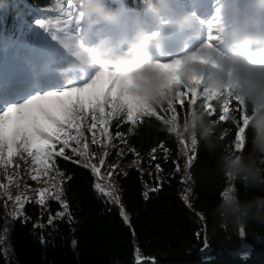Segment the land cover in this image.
Listing matches in <instances>:
<instances>
[{
    "label": "trees",
    "instance_id": "trees-1",
    "mask_svg": "<svg viewBox=\"0 0 264 264\" xmlns=\"http://www.w3.org/2000/svg\"><path fill=\"white\" fill-rule=\"evenodd\" d=\"M184 1L188 5L192 0ZM56 4L57 0H5L7 8L3 11L0 27V49L13 47L17 42L31 41L21 35L17 5L24 13L23 21L34 26L36 18L61 19L54 11ZM197 103H202V100ZM212 103L217 111L210 118L218 122V133L224 140L225 150L235 151L238 126L231 117L239 119L242 126L240 106L233 101L230 118L219 121L221 105L215 101ZM190 106L187 101L182 106L177 103V115L182 117ZM158 111L165 118L171 116L170 111ZM110 130L113 133L112 144L107 148L91 145L90 151L98 156L105 150L109 152L101 173L106 181L107 172L115 166L111 182L116 186L120 206L113 205L108 198L95 191L94 184L98 178L90 169L75 163L79 158L67 149L66 153L72 155V159L57 157V165L65 172V177L71 176L63 185L71 219L68 215L56 217L49 225V217L63 210L62 206L48 201L45 208L32 202L37 195L30 187L35 189L46 185L30 183L27 176H23L22 184L29 186L24 194L32 198L24 209L26 220H12L7 215L12 210L11 202H7L5 207L7 198L0 197V229L5 225L9 227L4 246L12 249L7 261L0 256V264H136L137 250L142 257L141 264H264V242L258 243L251 234L226 236L224 229L213 234V221L208 213L230 182L223 177L209 187L199 179L200 170L209 159L202 146L194 154L196 159L191 169L196 183L189 184L184 176L187 164L184 146L178 137L168 131L163 121L145 117L132 126L121 117L112 121ZM117 132L121 133L119 137ZM132 147L139 157L130 151ZM153 148H156L154 153ZM137 160L138 165L135 163ZM91 162L98 164V159L93 158ZM156 164H160L159 171ZM177 165L180 171H176ZM145 186L147 189L158 187L160 191L150 192L145 200ZM233 186L244 198V186ZM188 188L191 195L185 202L182 197L187 194ZM10 191L13 196L20 193L14 185ZM121 207L129 216L127 223L120 215ZM205 240L207 249H204ZM245 244L249 247L244 248Z\"/></svg>",
    "mask_w": 264,
    "mask_h": 264
},
{
    "label": "clouds",
    "instance_id": "clouds-1",
    "mask_svg": "<svg viewBox=\"0 0 264 264\" xmlns=\"http://www.w3.org/2000/svg\"><path fill=\"white\" fill-rule=\"evenodd\" d=\"M4 3L0 0V6ZM216 6L223 23L219 54L211 65H189L188 71L207 74L211 98L220 99L230 91L243 101L244 146L225 150L218 122L203 103L191 105L182 117L174 114L167 126L188 144L189 153L201 146L207 151L209 159L199 176L203 183L211 187L223 177L230 182L208 213L213 234L219 229L226 236L243 232L260 243L264 242V0H216ZM76 8L83 36L57 58L52 70L68 81L104 69L129 74L134 94L150 108L175 101L179 89L156 65L161 55L168 54L169 36L178 37L182 56L200 48L209 34L203 16L185 6L184 0H77ZM192 166L187 163L184 171L189 184L196 183ZM237 184L244 186V198L233 186Z\"/></svg>",
    "mask_w": 264,
    "mask_h": 264
},
{
    "label": "snow or ice",
    "instance_id": "snow-or-ice-1",
    "mask_svg": "<svg viewBox=\"0 0 264 264\" xmlns=\"http://www.w3.org/2000/svg\"><path fill=\"white\" fill-rule=\"evenodd\" d=\"M16 7L17 19L21 20V35L27 36L42 53L48 54L55 60L67 51L73 41L83 36L82 23L73 0H67V6L61 0H57L54 11L59 12L66 19L36 18L34 26L23 21L24 13L19 10V5ZM6 8V5L0 6V27H2L3 11H6ZM207 25L208 38L199 49L187 56H175L157 63L156 67L161 69L168 76L170 83L179 89L175 101L159 109L170 111L171 118L174 114L178 116L177 103L182 106L187 101L189 105H193L202 100L204 107L212 115L217 111L212 103L215 101L221 105L222 114L219 116V121H227L230 118V105L236 101L241 110L242 126L239 119L234 116L231 119L238 126L235 150H241L244 146L247 126L243 101L230 91H225L220 99L211 98L207 88V74L195 75L188 71L189 65H211L213 56L219 54L223 23L218 7L207 21ZM17 61L15 55L0 58V169L5 173L10 166L19 169L22 162L26 168V175L37 182L43 178L46 186L31 189L37 195L32 201L31 197L24 194L29 186L26 183L22 184L24 178L20 173L17 171L14 175H8L7 183H0V197L7 198L5 207L7 202H11L12 210L7 215L12 220L17 218L26 220L24 209L30 201L45 208L48 207V201H55L63 210L57 211L55 216H50L47 223L51 225L56 217L63 218L66 215L71 219L63 186L66 179H71V176L65 177V172L57 165V157L70 160L72 155L79 158L74 161L75 163L90 169L98 178L94 184L95 191L100 196L108 198L112 204L119 205L120 197L116 194V186L111 182L115 166L107 172L106 181L101 173L109 152L105 150L98 156L96 152L90 151L85 130L91 133L92 145L107 148L112 144L113 133L110 127L116 118L124 117L132 126L137 125L138 121H142L145 117H156L167 125L170 118L160 115L158 109L150 108L134 94V82L129 74L104 69L82 78V82L68 81L59 74L21 76L15 72ZM120 135V132L116 133L117 137ZM180 143L184 146L187 163L192 166L196 159L194 155L196 151L189 154L188 144L183 140H180ZM67 149L71 150L72 155L66 153ZM130 151L139 157L134 147ZM152 152H156V148H153ZM93 158L98 159V164L91 162ZM135 163L138 165L139 161ZM156 169L160 170V164H156ZM176 171H180L179 165ZM12 185L20 189L19 194L13 196L10 191ZM145 187L147 189V186ZM159 191L160 188L152 187L143 192V197L147 200L150 192ZM227 191L228 189L224 190L222 195ZM186 192L187 194L182 198L188 202L191 189H186ZM188 207L191 208V204H188ZM120 215L125 223L129 221V216L122 207ZM37 226L43 227V225ZM9 231L7 225L0 229V256L6 261L12 251L10 246H4ZM243 236L242 232L241 237ZM75 243L73 241L74 246ZM207 247L205 240L204 249ZM243 247L248 248L249 245L245 244ZM141 259V254L137 250L136 264H141Z\"/></svg>",
    "mask_w": 264,
    "mask_h": 264
},
{
    "label": "rangeland",
    "instance_id": "rangeland-1",
    "mask_svg": "<svg viewBox=\"0 0 264 264\" xmlns=\"http://www.w3.org/2000/svg\"><path fill=\"white\" fill-rule=\"evenodd\" d=\"M73 3L77 5V0H73ZM65 6H67V0H65ZM184 4L186 6V2L184 1ZM188 8L196 11L199 15L203 16L207 21L210 17L213 16V14L216 12V2H211L209 5L206 3L205 0L200 2H190ZM56 15L58 17H62L63 19H66V17H63L60 15L59 12H56ZM61 19V20H63ZM174 42H168L167 48H168V54L161 55L159 57L160 60H166L170 59L175 56H182L181 49L179 47V41L178 37H174ZM33 43V42H32ZM29 42H21L17 48H3L0 50V58L3 57H9L6 55V52L8 50H14L15 56L18 58V61L15 66V72L21 76H31L32 74L43 76L47 74H57L53 69V66L56 62L54 58L49 56L46 53H42L39 50V47L35 44H32ZM174 48H177L174 50ZM18 50V52H17ZM22 53H27L28 58L24 59L22 56ZM78 82H82V78L76 79ZM85 134L88 137L89 145L91 146V133L85 130ZM17 162H19L17 160ZM21 167L17 169L15 166H10L5 173L4 170L0 169V183H7V176L8 175H14L17 171L20 173V175L23 177L26 175V168L23 166L22 162ZM27 176V175H26ZM27 181L33 184H44L43 178L41 181H32L29 176H27ZM30 189H34L33 186L30 187ZM116 205V204H113ZM120 206V204L118 205Z\"/></svg>",
    "mask_w": 264,
    "mask_h": 264
},
{
    "label": "bare ground",
    "instance_id": "bare-ground-1",
    "mask_svg": "<svg viewBox=\"0 0 264 264\" xmlns=\"http://www.w3.org/2000/svg\"><path fill=\"white\" fill-rule=\"evenodd\" d=\"M174 39V37H172L171 41ZM174 42V41H173ZM177 48H174V50H176Z\"/></svg>",
    "mask_w": 264,
    "mask_h": 264
}]
</instances>
